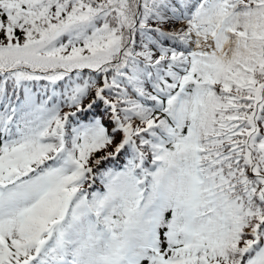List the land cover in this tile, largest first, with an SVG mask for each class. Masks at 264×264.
<instances>
[{
	"label": "snow or ice",
	"instance_id": "obj_1",
	"mask_svg": "<svg viewBox=\"0 0 264 264\" xmlns=\"http://www.w3.org/2000/svg\"><path fill=\"white\" fill-rule=\"evenodd\" d=\"M0 264H264V0H0Z\"/></svg>",
	"mask_w": 264,
	"mask_h": 264
}]
</instances>
